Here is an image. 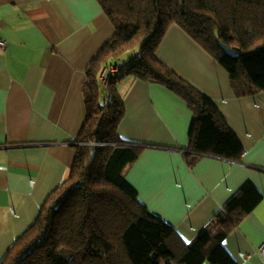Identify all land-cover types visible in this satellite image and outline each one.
Listing matches in <instances>:
<instances>
[{"label": "crops", "instance_id": "1", "mask_svg": "<svg viewBox=\"0 0 264 264\" xmlns=\"http://www.w3.org/2000/svg\"><path fill=\"white\" fill-rule=\"evenodd\" d=\"M114 34L98 0H0V262L67 178L87 116V68ZM157 55L214 100L245 152L238 160L204 154L190 162L193 110L170 88L126 76L117 85L125 107L117 132L141 149L126 179L187 243L252 182L263 197L223 246L237 264H264V90L244 95L176 25Z\"/></svg>", "mask_w": 264, "mask_h": 264}, {"label": "trees", "instance_id": "2", "mask_svg": "<svg viewBox=\"0 0 264 264\" xmlns=\"http://www.w3.org/2000/svg\"><path fill=\"white\" fill-rule=\"evenodd\" d=\"M115 27L87 68V116L76 138L67 178L48 196L34 222L0 264H237L223 246L262 199L252 182L223 213L187 243L138 200L125 171L141 149L124 144L118 82L130 76L170 88L193 110L188 159L238 160L245 152L213 99L179 77L157 50L172 25L212 56L244 95L264 90V0H98ZM136 51V54H132ZM130 54L127 71L101 86L103 68ZM133 56H132V55Z\"/></svg>", "mask_w": 264, "mask_h": 264}, {"label": "built area", "instance_id": "3", "mask_svg": "<svg viewBox=\"0 0 264 264\" xmlns=\"http://www.w3.org/2000/svg\"><path fill=\"white\" fill-rule=\"evenodd\" d=\"M0 46L4 50L6 48V43L4 40H0ZM130 61L119 60L109 64L101 73L100 80L105 89L109 88L110 81L120 73L127 71ZM259 252L264 256V244L259 247ZM243 259H247L249 256L241 255Z\"/></svg>", "mask_w": 264, "mask_h": 264}, {"label": "rangeland", "instance_id": "4", "mask_svg": "<svg viewBox=\"0 0 264 264\" xmlns=\"http://www.w3.org/2000/svg\"><path fill=\"white\" fill-rule=\"evenodd\" d=\"M133 53L136 54V51H133ZM129 58H130V54H126V55H125V59H129ZM206 264H209V263L207 262Z\"/></svg>", "mask_w": 264, "mask_h": 264}]
</instances>
